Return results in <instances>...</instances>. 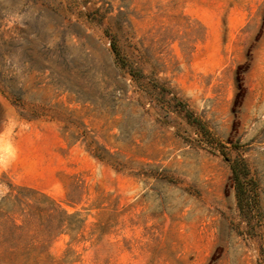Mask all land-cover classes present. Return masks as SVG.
Here are the masks:
<instances>
[{"label": "rangeland", "instance_id": "obj_1", "mask_svg": "<svg viewBox=\"0 0 264 264\" xmlns=\"http://www.w3.org/2000/svg\"><path fill=\"white\" fill-rule=\"evenodd\" d=\"M0 264H264V0H0Z\"/></svg>", "mask_w": 264, "mask_h": 264}]
</instances>
